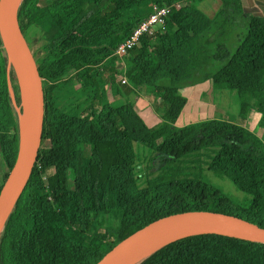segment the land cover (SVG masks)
<instances>
[{"label": "trees", "instance_id": "16d2710c", "mask_svg": "<svg viewBox=\"0 0 264 264\" xmlns=\"http://www.w3.org/2000/svg\"><path fill=\"white\" fill-rule=\"evenodd\" d=\"M45 1L20 5L44 79L45 125L32 176L0 238V264H97L150 223L190 211L235 216L264 229V16L246 12L242 0H219L213 17L199 8L205 0ZM156 5L173 6L165 32L143 37L125 57L123 72L114 53ZM124 75L127 84L114 83L113 90L126 102L113 107L103 92L108 79ZM66 80L79 81L88 98L80 115L53 104ZM206 84L236 91L243 110L260 112L262 135L237 117L208 115L177 126L187 107L204 106L183 91ZM141 92L162 101L157 128L136 109L132 97ZM21 104L19 79L0 37L3 184L17 159ZM213 148L219 150L210 156ZM208 158L211 171L251 196L248 206L204 180ZM141 264H264V244L195 236Z\"/></svg>", "mask_w": 264, "mask_h": 264}, {"label": "water", "instance_id": "95a60500", "mask_svg": "<svg viewBox=\"0 0 264 264\" xmlns=\"http://www.w3.org/2000/svg\"><path fill=\"white\" fill-rule=\"evenodd\" d=\"M22 1L0 0V37L16 70L22 92V104L17 108L19 113L17 159L0 191V238L32 176L41 150L45 125L44 79L35 50L20 20ZM13 53L19 62L20 71L12 62ZM26 100L28 111L24 106ZM203 235H219L264 244V229L258 225L222 213L190 211L150 223L122 240L97 264H120L134 254L151 252L139 263L141 264L169 244Z\"/></svg>", "mask_w": 264, "mask_h": 264}, {"label": "rangeland", "instance_id": "374dc122", "mask_svg": "<svg viewBox=\"0 0 264 264\" xmlns=\"http://www.w3.org/2000/svg\"><path fill=\"white\" fill-rule=\"evenodd\" d=\"M42 3L45 4L46 1L42 0ZM209 7L214 9V7L211 4H209ZM246 11L250 13H256V11H253L251 9H247ZM234 31H240V30L236 26L234 28ZM122 80H123V76L117 77L116 81H112V79H108L107 86L104 90L105 92H103L113 107L124 105L126 102L125 97L114 95V90H113V84L116 83L117 85H121ZM82 90H83V87L79 81L66 80L58 85L57 89L52 95L53 104L64 112H70L74 115L75 114L80 115L82 114V111L86 109L87 104H88V98H86L85 96H82ZM141 98L151 100L152 105L150 109L155 111V114L157 117H162L161 114L164 113V106L162 104V101L158 99L156 100L153 96H150L144 92H141V94H138V96H133L132 100L136 103L138 101L142 102L143 100ZM203 99L214 104L215 109H216L215 110L216 118L226 117L229 121H233L234 118L237 117V121L239 124H242L248 127L249 129H251V131L255 132L258 136L262 135L263 132H262L261 113L258 112L257 110L256 111L255 110L250 111L247 109L243 110L239 103V97L236 91L211 89L203 96ZM48 146H49L48 142L43 143V147L46 148ZM136 149L142 150L144 148L141 146H136ZM158 162L159 161H156V166L152 169L151 173L154 174L156 169L159 167ZM202 168L204 169V173H205L206 165L205 167L202 166ZM206 175H207V172H206ZM207 177L203 176L205 181L221 189L223 192H225L229 197H231L237 203L243 206H248L250 204L251 199H252L251 196L246 193L241 192L230 181L225 180V182H223V180L219 179L218 177L217 178L214 177L212 174H208ZM45 180L47 181L48 184L53 182L54 175H53L52 170H50L47 173Z\"/></svg>", "mask_w": 264, "mask_h": 264}, {"label": "crops", "instance_id": "0c3cea01", "mask_svg": "<svg viewBox=\"0 0 264 264\" xmlns=\"http://www.w3.org/2000/svg\"><path fill=\"white\" fill-rule=\"evenodd\" d=\"M242 1H243L245 10L251 9L253 11H256V14L264 16V0H242ZM209 4H211L214 7V9L210 8ZM219 7H220V1L219 0H205L200 5L199 8L206 15L213 17L216 14V12L218 11ZM208 86L209 85L206 84L204 87L199 89V86L195 85V86L187 88L186 90L183 91V94L185 96H187L188 100H194L195 102L201 103L204 106H202L201 108L198 107L197 109H195L193 106L187 107L186 108L187 111H185L182 114L177 126H185V125H187V124H189V123H191V122H193L199 118L201 119V118L206 117L208 115H211V116H213V118H216V115H215L216 109H215L214 104L203 99V96L208 91H210L212 89L211 86H209V87ZM195 95H197V96L195 97ZM134 96H135V94H134ZM141 99L143 100L142 102L138 101L135 104L138 113L141 115V117L144 119V121L146 122V124L149 127L157 128L160 125V123L163 121L164 113L161 114L162 117H157L155 114V111L150 109V107L152 105L151 104L152 101L144 99V98H141ZM155 99L157 100V98H155ZM158 100H160V99H158ZM141 103H143V104H141ZM218 150H219V148H213L211 150L210 156H214ZM210 164H211V159L208 158L204 177H207L208 174H212L214 177H216V178L218 177L219 179L223 180V182H225V180H228L232 183V181L229 178L219 177L213 171H211L210 170ZM206 172H207V175H206ZM4 174H5V170L2 166V162H1V158H0V187L3 184ZM207 178H209V177H207ZM235 187H236V185H235ZM236 188L239 189L238 187H236ZM239 190L241 192H243L241 189H239Z\"/></svg>", "mask_w": 264, "mask_h": 264}, {"label": "built area", "instance_id": "2783aa9c", "mask_svg": "<svg viewBox=\"0 0 264 264\" xmlns=\"http://www.w3.org/2000/svg\"><path fill=\"white\" fill-rule=\"evenodd\" d=\"M181 6V4H177L174 7L181 8ZM172 9L173 6H154L153 13L133 30L128 39L119 45L114 56L121 62L120 70L123 72L126 71L124 59L128 56L130 51L138 46L143 37H158L164 34L166 21ZM122 84H127L125 75L123 76Z\"/></svg>", "mask_w": 264, "mask_h": 264}, {"label": "bare ground", "instance_id": "6f19581e", "mask_svg": "<svg viewBox=\"0 0 264 264\" xmlns=\"http://www.w3.org/2000/svg\"><path fill=\"white\" fill-rule=\"evenodd\" d=\"M12 62L15 64L18 71H20L19 62L17 60L15 53H13ZM24 106L26 107V111H28V101L27 100L24 102ZM23 122L24 123L26 122V117L23 118ZM150 253L151 252H140V253L134 254L128 257L127 259H125L124 261H122L120 264H139L146 257H148Z\"/></svg>", "mask_w": 264, "mask_h": 264}]
</instances>
